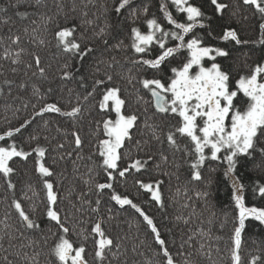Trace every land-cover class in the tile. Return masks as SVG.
<instances>
[{"label":"trees","instance_id":"obj_1","mask_svg":"<svg viewBox=\"0 0 264 264\" xmlns=\"http://www.w3.org/2000/svg\"><path fill=\"white\" fill-rule=\"evenodd\" d=\"M190 2L200 7L206 17H211L209 28L194 29L205 37L204 45L218 46L230 53L227 58L217 57V62L231 73L235 90V82L241 75L249 74L256 66L264 64V44L260 43L264 40V30L260 28L264 19L254 6L245 5L243 0H218L227 5L220 13L216 12L211 0ZM117 3L118 0H40L39 4L36 0H0V8L5 9L0 12V134L19 127L25 119H31L45 103H56L62 110H70L77 103V97L82 101L92 91L95 79L106 80L107 72L113 77L111 83L121 89L127 113H134L138 117L136 126L131 130V140L126 141L125 147L121 149L125 153L123 160L118 162L121 169H129L125 176L119 177L116 173L113 188L104 190L102 194L97 192L94 183H86L89 176H94L97 182H107L105 174L98 167L101 162L98 141L104 137L102 125L99 132L97 126L98 122L107 118L98 109L101 88L84 104L83 118L75 124L56 113H45L42 117H36L30 126L22 129L14 138L0 141V146L15 142L18 148L27 152H32L37 144L47 149L43 162L54 173L50 180L54 182L58 193L57 207L61 210V217H67L66 226L74 246L85 243L88 264L99 262L94 256L92 238L84 241L80 234L83 232V235H88L94 222L101 218L105 221L107 234L120 244L119 249H112V252L118 253L116 259L109 253L104 264H161L163 260L162 255H158L159 245L143 217L130 206L121 208L112 201V192L127 196L153 219L175 264H185L188 260L194 264H232L231 238L234 235V224L238 226L239 217L233 199V180L241 186L239 193L244 197L246 208L264 210V195L259 192V188L264 187V160L259 151V148H264V138L251 156L241 154L236 158V167L228 176L225 175L227 163L223 160L225 151L222 149L217 154L219 159L212 161L210 148H206L205 156L209 158L198 169L202 179L193 180V161L184 153L190 140L177 133L179 150L167 142L168 132L170 129L174 131L172 126L179 117L170 120L172 114L166 116L157 113L151 103L150 93L139 83L142 78H151L156 73L134 61L141 56L145 59L155 58L159 54L158 45L150 46V51L144 54H135L130 47L131 28L135 26L146 34L147 19L156 18L165 30L175 29L167 23L160 11L161 0H132L130 8L123 9L120 15L114 11ZM144 6L148 8L146 13H138L135 20L129 17L131 8L142 9ZM168 8L174 18L180 22L186 20L184 14L171 6L170 0ZM18 12H26L28 15L22 18L17 15ZM5 20L7 23H4ZM89 20L92 23H86ZM65 24L77 27L75 38L84 48L94 50L83 62L56 47L54 33L58 26ZM228 25L237 31L241 41L248 43L236 45L234 41L220 39ZM25 28L28 29L27 33ZM102 28L105 29L103 34L100 33ZM209 30L215 38L207 36ZM17 35L21 37L20 43L12 44L9 37ZM176 43L179 42L167 41L169 47ZM20 48L24 49L20 54L21 63L12 65L10 59L2 58L5 49L15 53ZM33 53L40 57L45 77L38 74L33 76L35 68L26 69V64H34ZM186 55V49H181L175 58H170L171 65L180 64V57ZM204 63L210 66L211 61L205 58ZM65 64L69 65L68 70L73 73L74 79L62 78ZM109 64L112 66L109 67ZM13 67L17 69L15 73L11 71ZM97 67L99 72L95 71ZM162 67L168 72V65ZM80 77L84 78L83 86ZM6 79L12 83L5 84ZM21 83L25 85L23 89L19 87ZM33 86L39 89V95L33 94ZM49 89L52 91L49 92ZM238 96L237 105L246 107L242 101L247 98L242 93H238ZM73 131H78L83 141L80 149L75 147ZM33 135L39 137L38 141L31 140ZM58 145L63 147L59 148ZM137 159L147 161L139 172L129 167ZM10 166L14 169L11 180L15 188L9 190L7 182L0 177V220L6 219L7 213L8 223L12 225L16 237L11 243L16 247H9L7 237L0 241L3 245L0 247V264H6L4 257L13 264H25L16 256L17 251L27 252L28 255L41 251L39 264H47L50 258L46 255L43 236L50 235L47 231L49 228L52 232H58V226L54 222L49 224L45 215V193L42 178L35 171V153L32 152L27 160L14 158ZM89 169L93 171L90 173ZM209 179L211 183H208ZM138 181L151 184L153 188L157 187L158 181L161 182L158 187L163 207L151 199V193L141 188ZM29 186L35 190L36 197H33ZM204 191L208 192V196H198V193ZM25 193L32 199H23ZM13 197L21 202L25 211L45 230L43 233L19 228L17 214L11 207ZM97 199L101 203L99 211L94 212ZM33 204L34 212L30 209ZM109 216L112 217L110 221ZM241 239V264H250L251 257L259 254L258 249L264 252V225L254 219L246 220ZM29 240L38 241L40 247H19L20 244L27 245ZM52 242L50 239L48 244ZM197 250L210 253V258L209 255L199 254Z\"/></svg>","mask_w":264,"mask_h":264},{"label":"snow or ice","instance_id":"obj_2","mask_svg":"<svg viewBox=\"0 0 264 264\" xmlns=\"http://www.w3.org/2000/svg\"><path fill=\"white\" fill-rule=\"evenodd\" d=\"M36 2L39 4L40 0H36ZM170 3L171 6L175 7L177 12L184 14L186 17L184 22H180L174 18L173 14L169 11L168 0H161L160 11L163 13V17L167 23L172 25L175 30H165L157 22L156 18L146 20L148 29L146 34L135 26L131 28L130 47L135 54L149 52L150 46L158 45L159 48V54L155 58L145 59L141 56L138 60L134 61V63L141 66H147L148 69L154 70L156 73L151 78H142L139 83L143 89L150 93L151 103L154 105L157 113L165 114L166 116L172 114L170 115V120L179 117L175 125L172 126L174 131L170 129L168 132L167 142L170 146L179 150L177 133L190 140V144L184 148V153L186 157L192 158L193 161L191 163V169L193 170L192 179L195 181L202 179L201 172L198 169L209 158L205 156L206 148H210V159L212 161L219 159L217 154L222 149L225 151L226 154L223 156V160L227 163L225 175L228 176L236 167V158L241 154L251 156L257 149L261 139L264 138V64L256 66L249 74L241 75L236 80L235 90H233L231 73L224 70L222 65L217 62V57L227 58L230 53L218 46H205V37L194 31V29L209 28L211 17H206L201 8L192 4L190 0H170ZM211 3L215 6L217 13H220L222 9L227 7V5L219 3L218 0H211ZM243 3L254 6L262 19H264V0H243ZM131 4L132 0H118L114 11L117 15H120L122 10L130 8ZM3 11L5 9L0 8V12ZM147 11V6H144L142 9L131 8L129 17L135 20L138 17V13H146ZM17 15L23 18L28 13L18 12ZM204 21L208 23H204ZM4 23H7V20ZM86 23H92V21L89 20ZM260 28L264 30V23L260 24ZM24 31L27 33L28 29L25 28ZM76 31L77 27L71 24L58 26L54 33L56 47L71 57H78L83 62L84 58L94 50L90 47L84 48L78 42L75 38ZM33 32H35V29H33ZM104 32L105 29L102 28L100 33L103 34ZM189 34H191L190 38L186 39V37H189ZM207 36L215 38L211 30L207 32ZM82 38L81 36L80 39ZM9 39H11L12 44L18 45L21 37L17 35L14 38L9 37ZM169 39L179 43L169 47L167 44ZM220 39L228 42L234 41L236 45L248 43L247 41H241L238 38L237 31L233 30L230 25L224 28ZM260 43L264 44V40H261ZM119 46L117 45V47ZM181 49H186L187 55L180 57V64L172 66L170 58H175ZM23 51L24 49L20 48L13 53L9 49H5L2 58L10 59L12 65H17L21 63L20 54ZM33 56L34 64H26V69L35 68V71L32 72L33 76L38 74L40 77H45V68L42 66L40 57L35 53H33ZM205 58L211 61L210 66H205ZM99 63H104V61H100ZM163 65H168V72H165L164 67H162ZM108 66L111 67L112 65L109 64ZM64 69L63 79L75 78L73 73L68 70V64L64 65ZM11 71L15 73L17 69L13 67ZM95 71L99 72V67ZM105 76L106 80L95 79L92 91L88 92L82 101L77 97V103L70 110H62L56 103H45L34 113L31 119H25L19 127L9 129L5 133L0 134V141H4L6 138H14L17 133H21L22 129L30 126L36 117H42L45 113H56L61 117L70 119L75 124V122L83 118L85 111L84 104L90 97L96 94L98 88H101L98 109L107 118H103L101 122H98L97 126L99 132L102 125V136L104 137L98 141V155L101 158L98 167L105 174L107 182H97L94 176H89V180L86 183H94L99 194H102L106 189H112L113 181L117 179L115 174L118 173L119 177H124L125 173L129 170L128 168L121 169L118 162L123 160L125 153L121 149L125 147L126 141L131 140V130L136 126L138 117L134 113H127L126 101L122 98L120 87L111 83L113 80L112 75L106 72ZM80 80L82 81L81 86H83L84 78L80 77ZM4 83L10 85L12 81L6 79ZM19 87L23 89L25 87L24 83H21ZM51 91L49 89V92ZM238 93H242L243 97L247 98L246 101H242V103H246V107L242 108L237 105L236 100L239 99ZM33 94L39 95V89L35 88V86H33ZM33 108H35V105H33ZM16 111H19V109ZM113 113L114 118H112ZM229 118L230 124H227L226 121ZM72 136L74 137L76 149H80L83 141L78 131H73ZM156 138L158 139V137ZM38 139L39 137L36 135L31 136V140L38 141ZM58 147L62 148L63 145H58ZM259 151L262 160H264V148H259ZM32 152L35 153V171L42 178L47 221L49 224L54 222L58 226V232H52L51 228H49L47 231L50 235L43 236L44 245L47 249L46 255L50 258L47 264H88L85 243L74 246L73 241L69 238V228L66 226L67 217L62 218L60 215L61 210L57 207L59 201L58 193L54 182L50 180L54 173L43 162L47 149L37 144L32 149ZM32 152L18 148L15 142L7 146H0V177L7 182L9 190H14L15 188L11 180L14 169L10 166V161H13L17 157L27 160L32 156ZM68 155H71V153ZM185 162L187 163L188 161L185 160ZM146 164V160L141 161L137 159L129 167L139 172ZM92 171V169H89L90 173ZM210 171H215V169H210ZM138 183L140 182L138 181ZM160 183V181L157 182L156 188L146 183H140V187L150 192L151 199L163 207L162 196L158 187ZM208 183H211V179H209ZM233 188V199L235 207L239 209V217L238 226L234 224V235L231 238L233 244L230 249L231 261L232 264H241L242 258L239 252L242 245L241 234L245 229V220L248 217H252L254 220L259 221L261 225H264V210L255 207L246 208L244 197L238 194L241 186L235 180H233ZM29 190L33 192V197H36L37 194L31 186H29ZM259 192L264 195V187H260ZM198 196L206 197L208 196V192H200ZM23 199L32 198L28 197L27 193H25ZM110 199L120 205L121 208L128 205L135 209L143 217L144 222H146V225L154 235L156 244L159 245L160 252L158 255H162L163 257L161 264H175L174 258L167 248L166 241L161 238V234L153 219L146 215L127 196L117 195L115 192H112ZM100 203L101 201L97 199V208L93 209L94 212L99 211ZM11 207L17 214L20 229L24 231H39L41 233L45 231L35 219L31 218L30 214L22 207L21 202L15 197L12 199ZM30 209L34 212L35 204L31 205ZM110 211L111 209H109ZM5 216L6 219L0 220V225H3L0 228V241L7 237L9 247L15 248L16 246L11 241L16 239V237L13 235L12 225L8 223L7 213ZM111 219L112 217L109 216L108 220L110 221ZM104 224V219H98L91 226L88 235H83V232L80 234L83 236L84 241H87L89 237L92 238L94 256L99 264H104L109 253L112 254L113 259H116L118 253L112 252V249L120 248V244L116 243L107 234ZM50 239L53 241L51 245L48 244ZM2 246L0 244V247ZM19 247L39 248L40 245L38 241L29 240L27 245L20 244ZM202 248L203 245H201ZM197 251L201 255H209V258L211 256L210 253H204L201 250ZM257 251L259 254L251 257L250 264H264V252L260 249ZM15 254L25 261V264H39L38 258L41 255V251H34L31 255H28L27 252L21 253L19 251ZM189 256H191V253H189ZM4 260L6 264H13L7 257H4ZM185 264H194V262L188 260Z\"/></svg>","mask_w":264,"mask_h":264},{"label":"rangeland","instance_id":"obj_3","mask_svg":"<svg viewBox=\"0 0 264 264\" xmlns=\"http://www.w3.org/2000/svg\"><path fill=\"white\" fill-rule=\"evenodd\" d=\"M226 123H227V124H230V120H229L228 122L226 121ZM238 194H240V193H239V190H238ZM237 210L239 211V209H237ZM252 219H253L252 217H248V218H246V220H252ZM246 220H245V221H246Z\"/></svg>","mask_w":264,"mask_h":264},{"label":"water","instance_id":"obj_4","mask_svg":"<svg viewBox=\"0 0 264 264\" xmlns=\"http://www.w3.org/2000/svg\"><path fill=\"white\" fill-rule=\"evenodd\" d=\"M153 105V104H152ZM153 107H154V105H153ZM154 109H155V107H154ZM155 111H156V109H155ZM157 112V111H156ZM159 114H161V113H159Z\"/></svg>","mask_w":264,"mask_h":264}]
</instances>
